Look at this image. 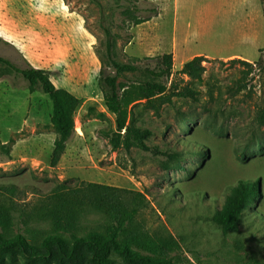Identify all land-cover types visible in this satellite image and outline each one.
<instances>
[{
	"label": "rangeland",
	"instance_id": "obj_1",
	"mask_svg": "<svg viewBox=\"0 0 264 264\" xmlns=\"http://www.w3.org/2000/svg\"><path fill=\"white\" fill-rule=\"evenodd\" d=\"M120 5L143 10L142 17L153 7L158 14L134 27ZM106 29L117 37L119 63L138 58L139 65L154 67L171 54L176 73L194 56L204 57L203 82H190L200 93L197 102L174 98L159 113L142 104L132 108L134 124L154 133L148 144L180 153L179 163L136 148H111L107 136L115 120L101 91L103 74L114 72ZM0 57L21 70L48 72L57 88L81 99L74 134L53 168L58 132L48 95L31 93L21 75L0 64V186L18 189L12 197L18 210L0 214V234L20 233L37 243L52 234L109 233L113 222L86 206L74 217L22 216L59 185L98 184L143 194L146 202L128 229L158 244L172 242L167 257L173 264H264V155L239 157L254 137L264 138L256 121L264 109L262 0H0ZM250 71L247 89L237 93ZM240 180H259L260 196L238 231L225 236L212 218ZM10 198L0 192V202Z\"/></svg>",
	"mask_w": 264,
	"mask_h": 264
},
{
	"label": "trees",
	"instance_id": "obj_2",
	"mask_svg": "<svg viewBox=\"0 0 264 264\" xmlns=\"http://www.w3.org/2000/svg\"><path fill=\"white\" fill-rule=\"evenodd\" d=\"M262 1L264 3V0ZM119 7L122 8L121 14L127 18L129 25L134 27L148 23L158 14L157 7L145 10L149 13L145 17L140 15L144 11L137 7L124 5ZM105 34L106 56L114 69L113 73L103 74L101 78L104 104L115 120L116 129L107 136L111 148L114 151L123 149L126 152L136 148L150 152L153 156L166 158L169 162L179 163L180 153L162 151L148 144L154 133L134 124L132 108L142 104L143 108L159 113L165 105H172L174 98L197 102L200 93L190 86V82H203V75L206 72V67L203 65L204 57H194L176 73L171 54L159 58L154 67L139 65L138 58H131L128 63H119L115 60L117 37L110 29H106ZM232 62H239L250 70L253 68L244 61ZM0 64L21 75L28 82L31 93L41 89L48 95L52 103L51 123L58 132L50 166L57 167L74 134L73 116L81 105V99L67 90L57 88L49 73L42 69L29 67L21 70L2 57ZM134 73L144 74L145 78L130 80L128 74ZM250 73L251 71L244 73V78L238 82L237 93L247 89L246 81ZM121 78L125 79L123 83L119 82ZM256 121L260 127H264V109L257 113ZM263 155L264 138L254 137L239 157L241 160H246L249 157ZM259 187V180H240L229 188V194L222 208L217 210L212 218L223 235L227 236L238 231L244 213L260 196ZM0 192L11 197L9 203L0 202V214L18 210L17 202L12 198L18 194L17 187L0 186ZM145 200L141 193L104 185L82 183L81 187L77 188L59 185L41 200V204L26 213L23 210L22 216L43 219L65 214L67 217H74L75 212L81 211L86 206L95 209L113 222L110 232L86 236L73 235L70 239L52 234L37 243L30 242L20 233L11 236L0 234V264L19 262L20 264H173L167 257L168 252L173 250L172 242L158 244L147 234H139L128 229L136 220Z\"/></svg>",
	"mask_w": 264,
	"mask_h": 264
},
{
	"label": "crops",
	"instance_id": "obj_3",
	"mask_svg": "<svg viewBox=\"0 0 264 264\" xmlns=\"http://www.w3.org/2000/svg\"><path fill=\"white\" fill-rule=\"evenodd\" d=\"M176 3H177V1L175 2V4H176ZM198 22H199V21H198ZM198 24H199V23H198ZM196 56H199V55H196ZM196 56H194V57H196ZM194 57H193V58H194ZM189 61H190V60H189ZM187 62H188V61H187ZM185 63H186V62H185ZM185 63H184V64H185ZM184 64L182 65L181 69L183 68Z\"/></svg>",
	"mask_w": 264,
	"mask_h": 264
},
{
	"label": "water",
	"instance_id": "obj_4",
	"mask_svg": "<svg viewBox=\"0 0 264 264\" xmlns=\"http://www.w3.org/2000/svg\"><path fill=\"white\" fill-rule=\"evenodd\" d=\"M259 189H260V187H259Z\"/></svg>",
	"mask_w": 264,
	"mask_h": 264
}]
</instances>
